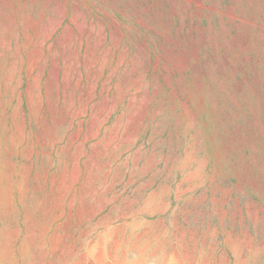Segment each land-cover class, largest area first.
Here are the masks:
<instances>
[{
	"label": "rangeland",
	"instance_id": "obj_1",
	"mask_svg": "<svg viewBox=\"0 0 264 264\" xmlns=\"http://www.w3.org/2000/svg\"><path fill=\"white\" fill-rule=\"evenodd\" d=\"M0 264H264V0H0Z\"/></svg>",
	"mask_w": 264,
	"mask_h": 264
}]
</instances>
